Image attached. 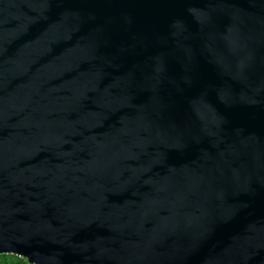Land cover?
<instances>
[{
  "label": "water",
  "instance_id": "water-1",
  "mask_svg": "<svg viewBox=\"0 0 264 264\" xmlns=\"http://www.w3.org/2000/svg\"><path fill=\"white\" fill-rule=\"evenodd\" d=\"M0 254L264 264V0H0Z\"/></svg>",
  "mask_w": 264,
  "mask_h": 264
},
{
  "label": "trees",
  "instance_id": "trees-1",
  "mask_svg": "<svg viewBox=\"0 0 264 264\" xmlns=\"http://www.w3.org/2000/svg\"><path fill=\"white\" fill-rule=\"evenodd\" d=\"M0 264H29L25 258L14 254H0Z\"/></svg>",
  "mask_w": 264,
  "mask_h": 264
}]
</instances>
